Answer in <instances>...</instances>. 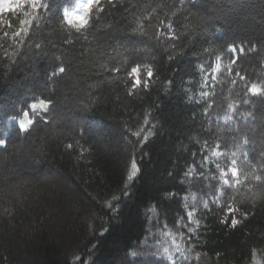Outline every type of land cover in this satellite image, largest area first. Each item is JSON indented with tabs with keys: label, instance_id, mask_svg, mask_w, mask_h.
Listing matches in <instances>:
<instances>
[{
	"label": "trees",
	"instance_id": "1",
	"mask_svg": "<svg viewBox=\"0 0 264 264\" xmlns=\"http://www.w3.org/2000/svg\"><path fill=\"white\" fill-rule=\"evenodd\" d=\"M21 2L0 20V264H264V0H100L79 30L86 0Z\"/></svg>",
	"mask_w": 264,
	"mask_h": 264
},
{
	"label": "snow or ice",
	"instance_id": "2",
	"mask_svg": "<svg viewBox=\"0 0 264 264\" xmlns=\"http://www.w3.org/2000/svg\"><path fill=\"white\" fill-rule=\"evenodd\" d=\"M29 2H30V5H31V7L33 9L41 8V7H44V8L48 7V5L44 4L42 2V0H29ZM99 4H100V0H86V3H84V5H83V8H84L83 12H68V11H65L64 19L66 20V22L69 25H72L73 27L77 28V30L83 29L89 24L88 17H89V15L91 13V10L93 9V5L99 6ZM23 7H24V4L21 2V0H0V20H2V15L3 14L16 13L20 9H22ZM25 23H28V22L27 21H23V20L21 21L22 25L25 24ZM7 26L11 27V22L10 21L7 22ZM23 31H27V29H23ZM3 35L5 37L8 36V32L5 31L3 33ZM13 35L18 37L20 35V32L17 31V32L13 33ZM228 51L231 52L233 54V56H237L238 52H239V55H242L244 53V48L240 47L239 50H238L236 46H229ZM233 63H235V61H233ZM59 71L62 73V72L65 71V69L63 67H61L59 69ZM114 71H119V69H114ZM139 72H140V66L139 65L135 66V67H132L130 74L135 75V79L133 80V86L134 87L135 86H139L142 83V78L138 74ZM153 75H154L153 72L149 69L147 71L148 79L150 80L153 77ZM144 83L146 84L147 82L144 81ZM249 91H251L253 94H257L258 92H260V89L257 86L253 85L252 88L249 89ZM203 95L207 96L208 93H203ZM31 107L33 109H35L38 106L36 104H32ZM39 107H41V108L46 110L48 108V104L45 103L43 100H41L40 104H39ZM24 115L27 116L28 113L25 112ZM44 122L48 123L47 120H45ZM31 124H33V120L29 119L27 121V125H31ZM27 125L25 123H20L19 124L20 131H22V132L26 131L27 130ZM5 143H6L5 140L0 139V146H4ZM69 147H71V145H69ZM217 147H219V145ZM211 154H212V156H215V157H219V156L222 155V153H220L219 151H216V150H213ZM233 155H235V153H233ZM204 160L207 161L208 157L205 156ZM232 165L233 166L229 167L227 171H225L223 168H221V166L219 164H217L216 167L220 171V179H222L223 185L225 187H228V188L237 189V186L238 185H242L244 181L240 178L241 177L240 169L238 167H235L236 160H232ZM135 169H136V165H135V163H133V170L135 171ZM229 173H230L231 178H232L231 180H229L227 178L229 176ZM255 180L261 181L262 177L260 175H256L255 176ZM205 207H207V204H205ZM227 211L229 213H233L235 211H238V209H234L231 205H229ZM188 217H189V223H191L192 222V213L191 212L188 213ZM239 222L240 221L237 220L235 218V216L233 215L232 221H231L232 226L235 227ZM189 231L193 232L194 230L192 228H189ZM174 250L177 251V252H180L181 255H180V257H178L176 259V261H173L172 264H179V262L181 260H183V261L189 260V257L184 254V252L181 250V248L179 246H177ZM190 250L191 249H189V251ZM167 251L168 250L165 249V252H167ZM252 255H253V257L256 256V249H253ZM197 256H199V254H197ZM163 258L164 259H168V260L172 259L170 256L163 257Z\"/></svg>",
	"mask_w": 264,
	"mask_h": 264
}]
</instances>
